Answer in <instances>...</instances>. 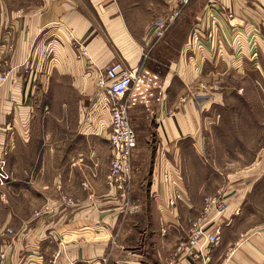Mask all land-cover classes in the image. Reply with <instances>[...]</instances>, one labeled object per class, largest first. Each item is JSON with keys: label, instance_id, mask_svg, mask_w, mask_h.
I'll use <instances>...</instances> for the list:
<instances>
[{"label": "crops", "instance_id": "0c3cea01", "mask_svg": "<svg viewBox=\"0 0 264 264\" xmlns=\"http://www.w3.org/2000/svg\"><path fill=\"white\" fill-rule=\"evenodd\" d=\"M208 1L232 20L218 23L221 49L208 41L200 52L188 43L203 38ZM254 6L0 0V159L11 172L0 264H264V44L253 57L231 39L242 25L264 28ZM178 8L157 39L152 24ZM116 62L143 72L127 97L137 146L122 189L107 181L109 113L96 84ZM207 198L225 202L221 216L203 215ZM200 219L220 241L200 243L193 261L179 245Z\"/></svg>", "mask_w": 264, "mask_h": 264}, {"label": "built area", "instance_id": "2783aa9c", "mask_svg": "<svg viewBox=\"0 0 264 264\" xmlns=\"http://www.w3.org/2000/svg\"><path fill=\"white\" fill-rule=\"evenodd\" d=\"M191 0H179L181 7H185L190 3ZM212 2V1H210ZM213 4V3H211ZM212 8L214 5H211ZM217 11V10H215ZM210 10L207 12L206 20L209 23L207 26L206 36L203 32V37H206L205 45H203L200 40L199 30L196 32L198 34L193 35L192 43L196 44L198 51L203 52L204 46L205 50L208 45L206 43L209 41V47L212 50L221 49V44L219 41V22L221 21H231L232 15L223 14L220 12H215ZM181 9L178 8L173 11L170 15L163 19H159L152 24L155 29V36L157 39H161L165 33L170 29L172 24L180 16ZM241 31L239 29L234 30L232 34V39L234 45L237 47L240 44L239 37L242 38L243 34L238 33ZM245 33V32H244ZM254 38V36H252ZM242 45V44H240ZM256 45L253 42L252 45V56H256L257 51ZM80 55L86 56L85 49H80ZM142 71L139 69H127L123 67L121 63H111L106 66L96 79V84L101 90L102 95L99 99L102 101L109 113V143L112 151L109 172L107 176V181L109 186L122 189L123 186L127 185L131 179L133 167H132V157L133 152L137 146V136L132 128L130 118L128 116L129 105L127 102L128 94L131 92L132 88L142 77ZM7 75L2 73L0 68V88L7 81ZM47 112L48 109H45ZM11 180V173L7 168V164L3 159H0V187H5ZM164 183H172V178L167 173L163 175ZM180 199L178 195L170 201L171 205L175 204V201ZM226 209V204L222 200L207 198L204 201L203 215H206L214 210L215 217L221 216ZM204 220L200 219L197 223L193 224L188 237L185 241H182L179 245L180 249H184L191 256L193 261L198 258L193 254L197 246L201 244H206L207 246H216L220 241V229L216 228L214 231H208L205 225L202 223ZM7 234L12 235V230H7ZM48 264H55V259H52Z\"/></svg>", "mask_w": 264, "mask_h": 264}, {"label": "rangeland", "instance_id": "374dc122", "mask_svg": "<svg viewBox=\"0 0 264 264\" xmlns=\"http://www.w3.org/2000/svg\"><path fill=\"white\" fill-rule=\"evenodd\" d=\"M257 2L258 4V7L255 8V6L253 7L255 10L256 9H259V6L261 7L260 9V12L261 13H264V0H251V2ZM213 3V4H211ZM262 3V5H261ZM211 5H214V7L212 8ZM217 10L215 12H220V13H223V14H230L228 12V10H226L223 6L217 4V2L213 1V2H209L208 1V5L205 6V11H204V14H203V18L201 19L202 21L201 22H198V24L200 25V28H197L198 30H202L204 31V34L206 36V32H207V27H205L204 24V18H205V15H207V12H209L210 10ZM246 24H248V22H246ZM198 26V25H197ZM196 26V27H197ZM242 30L244 31L245 33L243 34V37L240 38L239 37V41L240 44H244L242 47H249V49L251 50V56H252V45H253V42L255 43L256 45V50L258 53H259V49H260V45L262 46L264 44V28L262 26L259 27L260 31H258V27L256 25H252L250 23V25H242V27H238V28H234L233 30ZM195 30V29H194ZM220 30V29H219ZM252 36H254V38H252ZM232 39V38H231ZM201 41H206V37H203L201 39ZM191 43H192V40H191ZM234 43H237V42H234L233 39H232V47H234ZM205 52V50H204ZM199 55H202L201 53ZM186 58H188L187 56H185ZM251 59V57H250ZM157 77V76H156ZM4 161L6 162L7 164V160L6 158L4 157ZM10 172V171H9ZM11 173V172H10ZM3 215V213H0V222H3V219L1 218ZM24 217H27L28 215H23Z\"/></svg>", "mask_w": 264, "mask_h": 264}]
</instances>
